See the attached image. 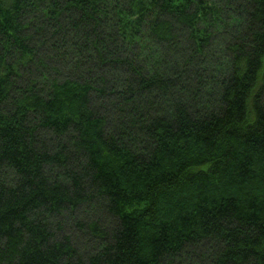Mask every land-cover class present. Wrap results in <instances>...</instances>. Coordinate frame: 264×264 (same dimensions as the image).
<instances>
[{"label":"trees","instance_id":"16d2710c","mask_svg":"<svg viewBox=\"0 0 264 264\" xmlns=\"http://www.w3.org/2000/svg\"><path fill=\"white\" fill-rule=\"evenodd\" d=\"M0 264H264V0H0Z\"/></svg>","mask_w":264,"mask_h":264},{"label":"rangeland","instance_id":"374dc122","mask_svg":"<svg viewBox=\"0 0 264 264\" xmlns=\"http://www.w3.org/2000/svg\"><path fill=\"white\" fill-rule=\"evenodd\" d=\"M82 249H84V248H82ZM88 249H89V248H88ZM85 250H87V249H84V251H85Z\"/></svg>","mask_w":264,"mask_h":264}]
</instances>
